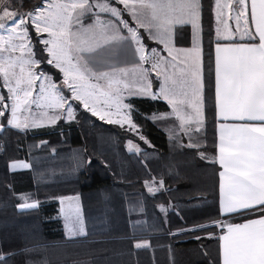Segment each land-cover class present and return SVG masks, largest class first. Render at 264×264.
<instances>
[{
  "label": "snow or ice",
  "instance_id": "obj_1",
  "mask_svg": "<svg viewBox=\"0 0 264 264\" xmlns=\"http://www.w3.org/2000/svg\"><path fill=\"white\" fill-rule=\"evenodd\" d=\"M30 2L0 0V135L75 119V101L92 116L126 128L151 146L133 119V105L125 103L127 98L143 96L167 101L171 111L151 118H174L178 125L170 138L187 137L182 146L199 149L208 109L217 134L212 162L222 169L219 211L227 218L186 231L220 229L208 236L217 245L208 264H264V0H213L214 40L211 31L208 35L209 45L215 43V55L213 64L209 52L207 84L202 0H39L26 9ZM178 26L191 27V47L175 46ZM42 64L62 75L59 84ZM153 73L158 91L152 88ZM127 148L135 154L143 151L132 140ZM200 158L208 159L203 152ZM29 167L24 162L8 164L12 172ZM144 186L155 195L164 181L152 176ZM20 199L21 210L39 207L27 196ZM59 200L68 238L87 236L80 197ZM65 200L74 202L67 211ZM158 207L166 216L169 207ZM235 219L243 222H232ZM134 247L151 245L136 241ZM35 255L36 246L0 247V264H42L33 259ZM203 255L209 257L207 250Z\"/></svg>",
  "mask_w": 264,
  "mask_h": 264
},
{
  "label": "trees",
  "instance_id": "obj_2",
  "mask_svg": "<svg viewBox=\"0 0 264 264\" xmlns=\"http://www.w3.org/2000/svg\"><path fill=\"white\" fill-rule=\"evenodd\" d=\"M202 3L207 84L209 52L214 64V42L209 45L208 35L211 31L214 40L213 0ZM30 5L26 3L25 8ZM32 38L36 44L34 32ZM174 41L176 45H188V29ZM39 48L42 47L37 45ZM42 65L58 82V71ZM152 82L156 90L158 82L154 77ZM126 103L133 105V119L151 145H142L139 154L125 148L127 141H138L134 135L93 117L79 106L75 120L0 135L4 143L0 156V247L15 250L36 246L33 259L42 264H208L216 256V241L208 236L219 233V228L186 231L227 218L220 214L218 206L220 168L212 162L217 152L211 111L206 109V133H201L200 148L194 149L182 146L187 137L170 138L176 125L173 118H151L153 114L170 112L165 101L130 97ZM200 152L208 159H201ZM12 160L27 162L31 167L9 171L7 164ZM152 176L164 181V188L155 195L144 186ZM27 194L39 207L19 210L16 197ZM2 195L9 198L2 200ZM67 195L80 197L84 213L92 205L98 206L107 216V225L97 227L84 214L87 236L67 240L58 211V198ZM161 204L169 207L166 216L159 210ZM136 241H148L151 247L135 249ZM205 250L209 257L203 255Z\"/></svg>",
  "mask_w": 264,
  "mask_h": 264
},
{
  "label": "rangeland",
  "instance_id": "obj_3",
  "mask_svg": "<svg viewBox=\"0 0 264 264\" xmlns=\"http://www.w3.org/2000/svg\"><path fill=\"white\" fill-rule=\"evenodd\" d=\"M31 5L30 6H34L35 4H37V3H39V0H31ZM32 7H29V8H32ZM28 8V9H29ZM35 34V33H34ZM41 47H42V45H40ZM46 55V54H45ZM42 66L43 65H41V68H42ZM49 66V65H48ZM59 73V72H58ZM59 76H60V79H59V81L58 82H56V83H60L61 82V80H62V75L59 73ZM54 79V78H53ZM64 93H65V95H70V93H68L67 92V90L65 89L64 90ZM3 94L6 96L7 95V91H6V89H4L3 90ZM73 103V106H74V110H75V119H76V109H77V107L79 106L80 108H82L84 111H86L84 108H83V106L81 105V104H79V102H75V101H73L72 102ZM125 103H126V100H125ZM87 113H89L90 115H91V113L90 112H88V111H86ZM93 117H95V116H93ZM95 118H97V119H99L98 117H95ZM75 119H71V120H69V119H66V118H62V119H59V120H57L56 121V123L57 122H61V121H64V122H68V121H72V120H75ZM104 122V121H103ZM56 123H54V124H56ZM48 123H45L44 124V126L45 125H47ZM49 125H52V124H49ZM114 125V124H113ZM116 126H118V125H116ZM120 127V126H119ZM124 129H126V128H124ZM11 131H15V132H25V131H18V130H15V129H13V130H11ZM129 132V131H128ZM140 132V131H139ZM130 134H132V135H134L136 138H137V142L136 141H133V143L134 144H138L139 146H140V148L142 149V145H148V144H146V143H144V141H141L140 139H139V137H138V135H136L135 133H133V132H129ZM0 143L3 145V149H4V143H3V141H1L0 140ZM127 144H128V141L125 143V148H126V150L128 151V148H127ZM4 152V150L1 152V154H0V156L2 155V153ZM129 152V151H128ZM12 161H16V162H24V161H19V160H12ZM11 162V161H10ZM9 162V163H10ZM8 163V164H9ZM24 163H27V162H24ZM8 164H7V166H8ZM29 164V163H28ZM82 167H83V165H82ZM9 169V168H8ZM26 169H28V168H19L18 170H16V171H22V170H26ZM10 171V170H9ZM157 193V192H156ZM150 194V193H149ZM33 195V194H32ZM21 196H27L28 197V202H31L30 201V196H29V194H27V195H18V197H16V199H17V204H19V203H21V202H23L21 199H20V197ZM75 196H77V195H67V196H62V197H75ZM2 200L4 199V198H9V197H7V196H4V195H2ZM58 200H59V198H58ZM1 203H3L4 204V201L3 202H1ZM79 203H80V206H81V208H82V213H83V219H84V224H85V228H86V231H87V233H88V228H87V225H86V223H85V218H84V214L86 215H88L89 216V218L90 219H92V222H91V224H94L95 223V226H97V227H99V226H106L107 225V223H106V221H107V216L105 215V213L103 212V211H101V209L100 208H98V206H96V205H92V208H91V210L89 209V210H87V212L88 213H84V211H83V207H82V202H81V199H80V201H79ZM18 208V207H17ZM19 209V208H18ZM67 209H68V207H67ZM19 210H21V209H19ZM25 210H27V209H25ZM63 214V213H62ZM64 215V214H63ZM106 220V221H105ZM102 224V225H101ZM86 237V236H85ZM79 238H84V237H77V238H75V239H71V240H76V239H79ZM67 239V238H66ZM68 240V239H67ZM135 243V242H134Z\"/></svg>",
  "mask_w": 264,
  "mask_h": 264
},
{
  "label": "crops",
  "instance_id": "obj_4",
  "mask_svg": "<svg viewBox=\"0 0 264 264\" xmlns=\"http://www.w3.org/2000/svg\"><path fill=\"white\" fill-rule=\"evenodd\" d=\"M212 15H213V33H214V28H215V20H214V14H213V11H212ZM231 23V22H230ZM185 29H188V32H189V44L188 45H176L175 46L177 48H188V47H191V44H192V30H191V27L190 26H178L177 29H176V32H175V36H178L180 35V33L184 32ZM44 36L46 37V34H44ZM175 36H174V40H175ZM150 43H152V47H158V48H162L163 46L162 45H157L155 42L153 41H150ZM164 55H166V53H163ZM215 55V43L213 45V56ZM152 77L155 78V75L154 73L150 76V79L152 80ZM158 88H159V83H158V86H157V89L156 90H153V91H158ZM133 97H143V96H133ZM146 98H150V97H146ZM163 100V99H161ZM165 101V100H163ZM167 103V101H165ZM168 104V103H167ZM169 106V105H168ZM170 108V106H169ZM171 111V109H170ZM174 119V118H173ZM175 120V119H174ZM175 123L176 125H178V121L175 120ZM49 125V124H47ZM44 126V125H43ZM46 126V125H45ZM42 127V126H41ZM39 128V127H37ZM30 129H33V128H30ZM29 130V129H28ZM215 130H216V127H215ZM216 142H217V134H216ZM218 166H219V172L222 171L219 163L217 162ZM219 181H220V178H219ZM218 194H219V187H218ZM70 203H74L73 201H68V200H65V204L63 205V207L65 208V211H67V207ZM218 206H219V199H218ZM61 207L62 205L60 204V200H58V211H59V215H60V218H61V221H62V225H63V230H64V235H65V238H67L68 240H71L68 238V235H67V230H66V220H65V216L62 214L61 212ZM220 212V211H219ZM221 214V213H220ZM77 238V237H75ZM75 238H72V239H75Z\"/></svg>",
  "mask_w": 264,
  "mask_h": 264
},
{
  "label": "built area",
  "instance_id": "obj_5",
  "mask_svg": "<svg viewBox=\"0 0 264 264\" xmlns=\"http://www.w3.org/2000/svg\"><path fill=\"white\" fill-rule=\"evenodd\" d=\"M1 144V143H0ZM0 154H1V152H0Z\"/></svg>",
  "mask_w": 264,
  "mask_h": 264
}]
</instances>
